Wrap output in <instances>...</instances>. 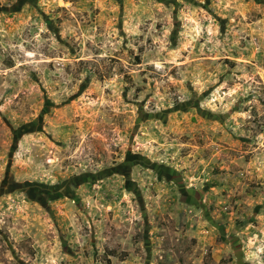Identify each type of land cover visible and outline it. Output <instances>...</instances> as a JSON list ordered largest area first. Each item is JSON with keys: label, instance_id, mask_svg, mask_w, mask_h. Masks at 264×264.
Segmentation results:
<instances>
[{"label": "rangeland", "instance_id": "374dc122", "mask_svg": "<svg viewBox=\"0 0 264 264\" xmlns=\"http://www.w3.org/2000/svg\"><path fill=\"white\" fill-rule=\"evenodd\" d=\"M0 264H264V0H0Z\"/></svg>", "mask_w": 264, "mask_h": 264}, {"label": "water", "instance_id": "95a60500", "mask_svg": "<svg viewBox=\"0 0 264 264\" xmlns=\"http://www.w3.org/2000/svg\"><path fill=\"white\" fill-rule=\"evenodd\" d=\"M69 189L72 190L73 189V185H70V188Z\"/></svg>", "mask_w": 264, "mask_h": 264}]
</instances>
